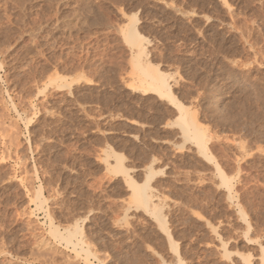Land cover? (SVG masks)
Wrapping results in <instances>:
<instances>
[{
    "label": "rangeland",
    "instance_id": "1",
    "mask_svg": "<svg viewBox=\"0 0 264 264\" xmlns=\"http://www.w3.org/2000/svg\"><path fill=\"white\" fill-rule=\"evenodd\" d=\"M0 264H264V0H0Z\"/></svg>",
    "mask_w": 264,
    "mask_h": 264
},
{
    "label": "bare ground",
    "instance_id": "2",
    "mask_svg": "<svg viewBox=\"0 0 264 264\" xmlns=\"http://www.w3.org/2000/svg\"><path fill=\"white\" fill-rule=\"evenodd\" d=\"M141 37L142 36L139 33H137V30L134 26L132 28L129 39L133 45L138 47L139 53H141L142 50H144V47L142 48L139 43V40ZM138 69L140 70L143 77L149 80L148 82V85H149L148 87H150L149 89H151L152 91L160 92V93H166L167 91H169V85L163 73H161L158 70H156L155 72L150 71L148 67H145V65L142 66L141 64L138 65ZM140 87L144 88V86H140ZM145 89H147V87H145L143 90L145 91ZM178 109H179V118H180L179 126L181 128L182 133L187 138L194 140L201 147L203 145V138L199 135L200 134L199 130L197 128L196 123L193 121V119L192 120H187L188 118L186 119L187 108L181 104H178ZM128 183L130 184L132 188V198L135 201L139 203H143V205L147 206L148 202H150V195L146 193L144 188L140 190L141 188L140 186H136L133 184L131 185L130 182ZM151 212L155 215L156 220L158 221L160 226L163 228L165 226V223H164V217L161 215L160 209L154 208ZM247 263H248V259H247Z\"/></svg>",
    "mask_w": 264,
    "mask_h": 264
}]
</instances>
